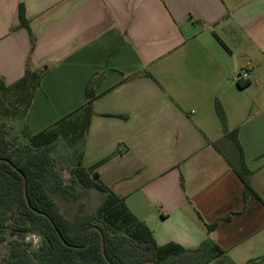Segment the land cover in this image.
I'll use <instances>...</instances> for the list:
<instances>
[{
  "label": "crops",
  "instance_id": "1",
  "mask_svg": "<svg viewBox=\"0 0 264 264\" xmlns=\"http://www.w3.org/2000/svg\"><path fill=\"white\" fill-rule=\"evenodd\" d=\"M29 60L43 72L29 115L37 109L51 125L83 107L93 86L71 163L110 157L101 180L159 245L196 250L210 239L225 251L218 264H264V205L245 198L216 111L238 129L264 200V0H0V78L15 84ZM243 69L250 81L238 79Z\"/></svg>",
  "mask_w": 264,
  "mask_h": 264
},
{
  "label": "trees",
  "instance_id": "2",
  "mask_svg": "<svg viewBox=\"0 0 264 264\" xmlns=\"http://www.w3.org/2000/svg\"><path fill=\"white\" fill-rule=\"evenodd\" d=\"M19 21L22 28L29 29L23 4L19 6ZM42 80L43 72L33 70L30 60L24 77L15 84L8 86L0 78V115L15 118L23 111H30ZM86 95L83 107L47 129L27 134L25 145L13 144L7 137L5 124H0V240L15 239L0 264H200L204 257H207L205 263L210 264L223 256L225 251L210 239L196 250L176 243L159 245L151 229L131 212L125 199L101 180L99 168L110 157L86 167L80 155L69 168L70 183L63 181L56 168L57 160L48 149L56 146L60 138L73 144L86 136L93 103L98 98L92 85H88ZM216 111L224 137L236 148L238 160L234 170L245 186V198L253 196L264 205V200L253 189L252 172L246 165L238 129L227 130V118L218 103ZM7 161L25 175L26 183ZM25 184L31 207L25 199ZM76 186L95 189L104 195L97 211L86 212L80 208L71 218L61 210L56 197L77 201L81 194ZM202 222L208 233L218 227L217 222ZM29 234H38L41 238L35 250L25 242Z\"/></svg>",
  "mask_w": 264,
  "mask_h": 264
},
{
  "label": "rangeland",
  "instance_id": "3",
  "mask_svg": "<svg viewBox=\"0 0 264 264\" xmlns=\"http://www.w3.org/2000/svg\"><path fill=\"white\" fill-rule=\"evenodd\" d=\"M45 101L40 100L37 102L43 104ZM46 106H49V103H45ZM24 110V108H23ZM5 124V131L7 137L15 145H25L28 143V135L36 134L43 130V128L51 127L53 119L50 118H40L38 115V110L32 111L29 115V111H23L15 118L3 117L0 115V124ZM26 132V133H25ZM56 146L48 149V153L55 157L57 160V170L59 171L61 178L66 184L70 183V174L69 168L71 166V160L75 154L72 150L71 143L67 140L60 138L56 143ZM81 196L77 201H66L62 197L57 196L56 200L58 201L61 210L67 214V216L74 218L75 215L79 212L80 208H84L86 212H95L100 207L104 195L95 189L84 190L80 186H76ZM15 240L14 238L8 237L5 241L0 240V259L6 257L9 254L11 248V242ZM26 243H30L32 247L31 250L37 249L41 243V238L38 234H29L25 240ZM207 257H204L200 264H206ZM210 264H218L214 260Z\"/></svg>",
  "mask_w": 264,
  "mask_h": 264
},
{
  "label": "water",
  "instance_id": "4",
  "mask_svg": "<svg viewBox=\"0 0 264 264\" xmlns=\"http://www.w3.org/2000/svg\"><path fill=\"white\" fill-rule=\"evenodd\" d=\"M0 162H2V160H0ZM7 163H9L12 168L17 171L21 176L22 178L24 179L25 183H26V177L25 175L16 167L14 166L10 161H7ZM24 195H25V199H26V202L27 204L29 205V207H31V203H30V200H29V197H28V193H27V187H26V184L24 185ZM44 216H47L45 213H43ZM51 220V219H50ZM58 232V231H57ZM59 233V232H58ZM103 255L104 257H106V254H105V248H104V243H103ZM151 264H155V263H151Z\"/></svg>",
  "mask_w": 264,
  "mask_h": 264
},
{
  "label": "built area",
  "instance_id": "5",
  "mask_svg": "<svg viewBox=\"0 0 264 264\" xmlns=\"http://www.w3.org/2000/svg\"><path fill=\"white\" fill-rule=\"evenodd\" d=\"M238 79H244L246 81H250V74L247 69L240 70L238 73Z\"/></svg>",
  "mask_w": 264,
  "mask_h": 264
}]
</instances>
